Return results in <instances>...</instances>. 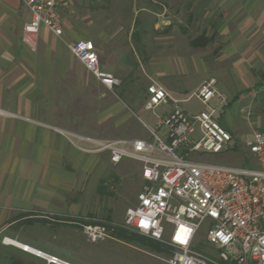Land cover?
Segmentation results:
<instances>
[{"label": "crops", "instance_id": "0c3cea01", "mask_svg": "<svg viewBox=\"0 0 264 264\" xmlns=\"http://www.w3.org/2000/svg\"><path fill=\"white\" fill-rule=\"evenodd\" d=\"M70 3L62 39L41 28L32 51L21 38L27 8L0 0V235L16 242L8 233L23 219L88 214L81 213L82 196L98 185L102 174H91L104 170L108 155L82 152L62 132L98 140L147 137L141 122L156 121L144 109L152 82L195 115L204 107L188 111L184 105L195 98H187L215 76L225 97L220 123L243 92L264 99V0ZM82 40L93 42L100 68L118 85L101 84L72 56L67 45ZM173 106L154 113L163 118Z\"/></svg>", "mask_w": 264, "mask_h": 264}, {"label": "built area", "instance_id": "2783aa9c", "mask_svg": "<svg viewBox=\"0 0 264 264\" xmlns=\"http://www.w3.org/2000/svg\"><path fill=\"white\" fill-rule=\"evenodd\" d=\"M20 1L30 14L21 36L30 50H36L41 28L62 39V12L70 9V0ZM67 47L98 82L108 88L119 84L100 68L92 41H77ZM146 92L144 109L156 118L153 125L141 122L147 137L98 140L62 134L82 152L107 153L112 165L124 159L140 164L142 188L136 205L126 212L125 225L168 247V264H264V132H253L244 142L254 162L251 168L192 159L199 151L219 154L235 147L232 133L217 118L225 97L218 91L216 79L207 78L187 98H195L204 107L195 115L183 111L179 102L154 82ZM214 99L217 106L212 105ZM169 102L173 109L158 117L155 110ZM84 229L93 239L108 236L101 225ZM202 231L205 245L218 253L217 258L194 251ZM45 256L51 264L63 263Z\"/></svg>", "mask_w": 264, "mask_h": 264}, {"label": "rangeland", "instance_id": "374dc122", "mask_svg": "<svg viewBox=\"0 0 264 264\" xmlns=\"http://www.w3.org/2000/svg\"><path fill=\"white\" fill-rule=\"evenodd\" d=\"M76 1L80 3L81 0ZM127 1L123 0V3ZM153 1L157 5L167 0ZM209 77L216 79L215 76ZM238 93L233 94L234 97L229 99L230 103ZM242 96L238 102H233L230 108L227 106L226 113L222 114L224 117L222 116L221 124L229 125L235 141L234 149L219 154L199 151L191 155L192 159L230 167L251 168L254 165L244 149V142L251 139L253 132H264V99L259 100L248 92H243ZM184 107L190 112L203 109L195 99ZM219 113L218 110L217 115ZM141 133V136L145 135L143 131ZM102 164L104 170L102 166L98 167L91 177L102 174L99 180L107 178L105 185L110 195H98L97 186L93 184L89 188L90 193L82 196L84 209L81 213L85 211L87 215L52 220L43 218L21 220L16 224V232L8 233L9 237L14 236L17 241L41 252L42 256L37 257L38 255L34 253L11 245L9 241L14 240L6 238L7 235H0V264L5 263L4 256L15 257L28 264H51L45 255L57 258L65 264H168L170 249L164 244L158 242L161 245L159 247L154 245L139 247L117 240L112 235L117 228L135 233L125 225V215L128 209L136 205L137 194L142 188L140 164L124 159L121 163L112 165L107 158H103ZM107 217L110 218V223L106 222ZM99 225L105 227L108 236L93 239L86 234L85 227L94 228ZM198 243L204 246L205 255L218 257V253L212 247L205 245L204 231L197 237L194 245Z\"/></svg>", "mask_w": 264, "mask_h": 264}, {"label": "trees", "instance_id": "16d2710c", "mask_svg": "<svg viewBox=\"0 0 264 264\" xmlns=\"http://www.w3.org/2000/svg\"><path fill=\"white\" fill-rule=\"evenodd\" d=\"M262 81L264 82V73L260 74ZM106 180L107 178H103L99 181L97 188H96V193L100 196H108L110 195L109 192L107 191L106 188ZM108 219H106V222L110 223V218L107 217ZM135 232V231H134ZM113 237L117 240L123 241L125 243L128 244H132V245H138L139 247H148L149 245H154L155 247H159L161 245H159L158 242H155L143 235H140L138 233H130L126 230H122L117 228L113 233H112ZM194 251L199 252V253H203V249L204 246L200 245V243H198L197 245H195V247L193 248ZM204 254V253H203ZM3 260L5 261V263L2 264H28L25 263L22 260H19L15 257H6L4 256ZM1 261V258H0Z\"/></svg>", "mask_w": 264, "mask_h": 264}, {"label": "bare ground", "instance_id": "6f19581e", "mask_svg": "<svg viewBox=\"0 0 264 264\" xmlns=\"http://www.w3.org/2000/svg\"><path fill=\"white\" fill-rule=\"evenodd\" d=\"M9 242H10L11 245H15V246H17V247L23 249V250L26 251V252H29V253H32V254L34 253V254H36V255H38V256H42V253H41V252H39V251L33 249L32 247H30V246H28V245L21 244V243L16 242V241H9Z\"/></svg>", "mask_w": 264, "mask_h": 264}]
</instances>
